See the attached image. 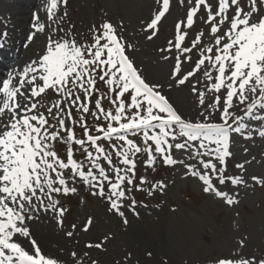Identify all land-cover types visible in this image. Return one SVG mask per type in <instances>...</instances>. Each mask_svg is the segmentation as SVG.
<instances>
[{
  "label": "snow or ice",
  "instance_id": "6c2138e0",
  "mask_svg": "<svg viewBox=\"0 0 264 264\" xmlns=\"http://www.w3.org/2000/svg\"><path fill=\"white\" fill-rule=\"evenodd\" d=\"M68 2L47 0V19L54 20L61 4L66 8ZM154 2L157 8L142 28L149 41L158 36L173 4V0ZM176 3L184 13L174 23L173 38L159 51L177 53L161 57L174 61L169 75L177 85L202 73L203 90L197 87L199 79L191 87L202 120L186 119L161 91L163 85L148 80L130 54L135 45L124 36L122 22L117 26L105 20L92 26L86 42L57 26L53 34L45 35L41 52L16 78L0 82V264H60L58 257L41 249L28 222L36 213L51 211L62 225L67 209L57 197L77 193V183L107 201L108 211L128 225L121 210L129 200L127 193L133 187L144 191L141 185L148 183L145 176L137 183L140 155L148 167H154L158 159L176 165L183 161L173 158V149L191 150L189 155L202 167L187 164L185 175L190 172L202 182L203 193L226 205L239 203L220 186L226 181L234 186L246 183L239 175H224L227 158L233 154L230 129L250 138L245 118L264 121V116L255 114L257 108L264 111V0ZM65 16L63 11L60 19ZM35 19L29 42L47 29L38 22L39 16ZM198 23L200 28L186 44ZM194 52L197 59L193 62ZM185 62L192 65L187 71L182 70ZM208 93L212 99L206 103ZM239 106H243L242 116L233 111ZM215 113H219L218 121L211 119ZM259 135L264 137V130ZM236 167L244 169L245 165ZM252 180L264 186V178L254 175ZM166 187L163 181L150 184L148 194ZM136 203L130 199L127 206L139 216ZM92 224L89 217L83 231L88 232ZM66 235L72 237L73 232ZM22 239L29 241L31 251ZM238 247L247 248L245 239ZM213 264H264V251L229 253L215 257Z\"/></svg>",
  "mask_w": 264,
  "mask_h": 264
},
{
  "label": "rangeland",
  "instance_id": "374dc122",
  "mask_svg": "<svg viewBox=\"0 0 264 264\" xmlns=\"http://www.w3.org/2000/svg\"><path fill=\"white\" fill-rule=\"evenodd\" d=\"M32 1L0 0V45L11 43V47L12 42H19L21 39L23 41L22 51L10 60L9 66H16L15 72L10 76L16 78L23 67L37 57L44 47L45 35L53 34L57 26L70 35H75L78 41L86 42L92 26H99L105 20L117 26L122 22L124 36L135 45V50L130 51V54L134 56L148 80L162 84L161 91L170 100L174 99L182 105L185 100H189L194 105L192 114H182L186 119L193 120L192 116L193 121L197 117L203 118L197 97L191 91L197 79L201 81L197 87L203 90L202 73L191 78L185 85H177L169 75L174 61L161 58L163 55L171 57L177 53L175 50L172 53L159 51L173 38L174 23L184 13V8L176 0H173L171 14L162 21L158 36L151 41L146 39L148 33L142 28L157 8L154 0H69L66 8L61 4L52 21L47 19V0H42L34 10L42 5L43 13L39 15L38 22L45 24L47 29L45 33L38 34L34 42H29L27 36L35 30L33 25L37 20L34 23L32 21L28 27L24 26L29 19L25 5ZM144 3L145 11L141 12ZM63 11L67 12V16L61 20ZM199 28L198 23L190 32L186 44L193 39ZM4 38L7 41L4 42ZM191 55L194 62L197 56L195 52ZM191 67L190 63L185 62L182 70L187 71ZM210 101L206 100V103ZM242 109L243 106L233 111L242 116ZM255 114L264 116V111L257 108ZM244 122L248 124L246 132H250L251 137L245 138L241 134L231 133L230 151L233 154L227 158L224 175H239L246 183L234 186L226 181L225 185L220 186L239 201L237 205L228 206L219 198L203 193L202 182L192 177L190 172L185 175L188 171L185 168L187 164L202 167L198 164V159L189 155L191 150L173 149V158L183 161L176 165H166L158 159L154 167H148L144 163V156L140 155L137 163V183L140 176L147 177L148 183L141 185L144 191H136L133 187L127 193L129 200L125 201L121 210L129 220L128 225H124L122 218L108 211L107 201L92 196L81 183L75 185L78 188L77 193L57 197L67 209L62 218L63 224L57 223L60 217L56 214L51 211L48 213H51L56 225L64 233L73 232L72 237L68 238L77 255L72 259H78L79 262L81 259H88L89 264H93V261L96 264H213L215 257L229 253L264 251V186L252 180L254 175L264 178V137L259 135L264 130V121L258 122L254 118L246 117ZM236 126L233 124V128ZM134 139L139 141L141 138ZM237 164H244L245 168H237ZM213 179H216L215 174ZM158 181H163L167 187L163 192L157 189L149 195L150 184ZM130 199L136 200L139 216L134 215L127 206ZM43 214H34L36 218L28 222L33 234L39 224L43 223ZM89 217L93 224L85 232L83 228ZM241 238L247 243L244 250L238 247ZM89 243H101L103 247L87 248ZM149 252L152 253L151 256L148 255Z\"/></svg>",
  "mask_w": 264,
  "mask_h": 264
},
{
  "label": "bare ground",
  "instance_id": "6f19581e",
  "mask_svg": "<svg viewBox=\"0 0 264 264\" xmlns=\"http://www.w3.org/2000/svg\"><path fill=\"white\" fill-rule=\"evenodd\" d=\"M40 0H33V5H36L39 3ZM33 5L30 6L29 10H28V14L29 12H31V9L33 8ZM145 11V3L142 5L141 8V12ZM43 13V7L40 11V14ZM39 16V15H37ZM25 21V20H24ZM29 23H32V20L28 21ZM24 23V22H23ZM29 23L26 24V27L29 26ZM23 41L20 40L19 43H16L13 45V49L10 48H5L7 46L3 47V44L0 45V52H3L4 55H6V64H2L1 65V69H0V81L1 79L6 76L4 79H7L9 77V74L11 72V70H14V67L11 69L7 67V63L10 62V60L13 57H16V55H19V53L22 51L23 48ZM11 69V70H10ZM171 99V98H170ZM173 99V98H172ZM212 99V94L208 93L206 96V100H211ZM174 106L178 109V111L185 115L188 114H192L194 112V105L190 104L189 100H185V103L179 104L176 103V101L173 99L170 100ZM199 106V105H198ZM241 107V106H239ZM237 107V108H239ZM237 108L233 109L236 110ZM192 116V115H190ZM187 117V116H186ZM218 117H219V113H215L213 114V116L211 117V119L213 121H218ZM192 119L194 120V117L192 116ZM203 118H199L197 117V120H200ZM230 133H232L231 129H230ZM44 214V221L43 223L39 224V227L37 230L34 231V234H32V236L35 238V240L38 242L39 246L41 247V249L51 255V256H55L58 257L60 260V264H77V261H79L78 259H72L73 256L71 255V253L75 252V247L73 245V243L70 241V239L68 238V236L66 235V233H64L55 223L53 216L51 215V213H45ZM22 244L25 247H29V241L27 239H22ZM76 253V252H75ZM81 264H89V260L88 259H81Z\"/></svg>",
  "mask_w": 264,
  "mask_h": 264
}]
</instances>
